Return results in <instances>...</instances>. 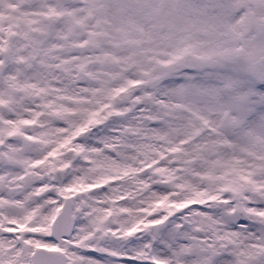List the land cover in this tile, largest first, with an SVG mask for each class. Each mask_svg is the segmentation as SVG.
Here are the masks:
<instances>
[{
  "label": "snow or ice",
  "instance_id": "6c2138e0",
  "mask_svg": "<svg viewBox=\"0 0 264 264\" xmlns=\"http://www.w3.org/2000/svg\"><path fill=\"white\" fill-rule=\"evenodd\" d=\"M0 264H264V0H0Z\"/></svg>",
  "mask_w": 264,
  "mask_h": 264
}]
</instances>
